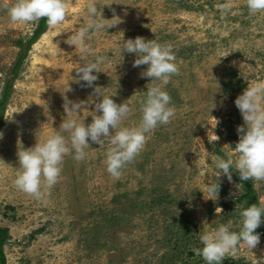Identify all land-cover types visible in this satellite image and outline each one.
Listing matches in <instances>:
<instances>
[{
	"label": "rangeland",
	"instance_id": "374dc122",
	"mask_svg": "<svg viewBox=\"0 0 264 264\" xmlns=\"http://www.w3.org/2000/svg\"><path fill=\"white\" fill-rule=\"evenodd\" d=\"M11 2L0 0V97L21 50L17 43L24 44L39 21L10 22L2 5ZM95 2L110 4L102 16H115L106 24H117L92 35L88 53L65 42L86 20L88 0H68L63 23L47 26L15 74L0 127L6 264H206L193 251L200 246V230L229 220L238 230L243 205L237 199L244 183L264 202V181H242L234 168L231 181L223 174L217 178L215 201L202 193L216 175L211 156H223L238 142L236 129L244 121L236 97L248 83L264 82V11L250 13L246 0ZM137 36L171 46L177 72L163 88L174 116L146 134L142 150L118 178L106 170L108 143L89 140L85 159L66 155L57 182L42 186V198L19 190L14 184L17 145L33 146L39 128L44 136L59 128L66 118L64 95L85 101L76 118L91 122L88 111L99 101L92 87L73 79L80 63L97 55L110 59L94 73L93 87H104L117 104L127 100L131 111L123 125H137L150 82L140 75L147 65L133 67L135 54L118 45ZM255 231L260 239L254 249L240 245L220 264H264V230Z\"/></svg>",
	"mask_w": 264,
	"mask_h": 264
},
{
	"label": "clouds",
	"instance_id": "9594fccd",
	"mask_svg": "<svg viewBox=\"0 0 264 264\" xmlns=\"http://www.w3.org/2000/svg\"><path fill=\"white\" fill-rule=\"evenodd\" d=\"M107 5L110 4L104 6ZM68 6V0H12L10 4L2 5L12 23H32L45 18L46 23L51 27L63 23ZM104 6H98L95 0H88L85 10L86 20L70 32L65 42L75 48L78 47L82 53H88L90 37L104 31L106 27L108 30L109 27L117 24H106L115 16L112 19L103 18ZM246 6L250 13L264 11V0H246ZM118 45L124 53L135 54L133 67L147 65L140 75L150 78V82L146 85V91H143L137 125L134 127L123 125V121L131 111L127 100L117 104L112 96L103 93L104 87H93V82L98 78L94 73L101 72V67L110 63V59L97 55L91 60L80 63L75 68L77 76L72 77L76 82H85L82 86L92 87L93 94L99 101L94 104V110L88 111L91 122L85 125V119L80 121L76 118L84 108L85 101H72L64 95L62 106L66 118L62 120L59 128L51 131L47 136H44L39 128L35 132L36 142L33 146L25 148L20 143L19 146L17 145L18 167L14 184L19 190L37 199L42 198L44 194L42 186L47 189L57 182L66 155L72 154L78 161L85 159V149L90 148L89 140L98 145L108 143L104 161L106 170L113 177L118 178L122 169L142 150L146 134L158 125L167 124L174 116L175 108L171 104V97L163 88L171 75L177 72L171 46L141 36L121 39ZM68 90H70L69 86L66 91ZM262 101H264V82L248 83L247 88L236 97L234 104L244 123L237 126L239 139L235 147H230V151L223 156L215 154L210 158L216 175L214 180L205 185L202 192L203 195L207 194V199L213 201L217 199L219 191L217 178L223 174L231 181L233 168L242 181H264ZM2 137L3 133H0V139ZM233 152L236 154L235 157L232 155ZM238 216V230L232 229L231 220L200 230L198 233L200 246L195 247L193 251L206 264H220L225 255L235 254L240 245L252 250L259 243L260 234L255 230L264 222V202L241 207Z\"/></svg>",
	"mask_w": 264,
	"mask_h": 264
},
{
	"label": "trees",
	"instance_id": "16d2710c",
	"mask_svg": "<svg viewBox=\"0 0 264 264\" xmlns=\"http://www.w3.org/2000/svg\"><path fill=\"white\" fill-rule=\"evenodd\" d=\"M48 24L46 23L45 18H40L35 30L33 31L31 37L24 43L21 42L17 43V46L21 49L20 53L11 69V77L8 79L2 89V94L0 97V127L2 126V118L3 112L5 110L6 104L10 98L12 92V83L16 78V73L18 72L19 68L21 67L24 59L27 56V52L30 50L31 46L38 40L40 35L44 34L47 29ZM244 193L240 195L237 199L239 203H242L243 207H247L248 205L257 203L259 204L253 187L250 183H244ZM259 230H264V225L259 226ZM8 239V231L6 229L0 228V264H6L5 254L3 252V245L5 244L6 240Z\"/></svg>",
	"mask_w": 264,
	"mask_h": 264
}]
</instances>
